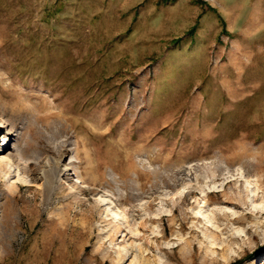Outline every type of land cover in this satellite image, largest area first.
I'll use <instances>...</instances> for the list:
<instances>
[{"label": "rangeland", "instance_id": "1", "mask_svg": "<svg viewBox=\"0 0 264 264\" xmlns=\"http://www.w3.org/2000/svg\"><path fill=\"white\" fill-rule=\"evenodd\" d=\"M18 150L0 264H264V0H0Z\"/></svg>", "mask_w": 264, "mask_h": 264}, {"label": "bare ground", "instance_id": "2", "mask_svg": "<svg viewBox=\"0 0 264 264\" xmlns=\"http://www.w3.org/2000/svg\"><path fill=\"white\" fill-rule=\"evenodd\" d=\"M8 157L5 158V160L7 159ZM14 159H18L20 162L18 163V166L19 164L21 163H24V167L25 168H28L30 165L27 164V160L24 156V151H21V150H18L17 154L15 155H12L11 157V160L10 158L7 159L8 162L4 161V160H0V172L1 170H8L9 171V162L13 161ZM15 161V160H14ZM12 164V163H11ZM217 169H222L223 166L221 164H217L216 165ZM224 169V168H223ZM221 171V170H220ZM222 172V171H221ZM41 176H42V179H43V184H44V189H45V192H46V195L48 196L47 198H49L50 194L52 193V191L55 189L56 187V181L57 179L59 178V172L57 171V165H56V162L55 160L52 158V157H48L45 162L43 163V168H42V173H41ZM218 177V175L216 174H213L212 178L213 180L216 179ZM80 178H82V176H80ZM196 179L197 180H200L201 179V176L200 175H196ZM82 183H84V181H82ZM188 194H195L197 192V189L195 187H191V189L187 190L186 191ZM186 194H183V193H180V200L182 201H185L186 199ZM214 193V192H213ZM212 193V194H213ZM179 195V194H178ZM205 196H210L208 193L205 194ZM251 196L250 194V191H249V188L248 186H246L243 190V195L239 198V200L243 203V204H248V199L249 197ZM255 196V195H254ZM206 197V198H207ZM153 205H147L144 207V209L146 208H149ZM143 210V209H142ZM141 210V211H142ZM144 211V210H143ZM144 214V213H143ZM161 214V213H160ZM146 215V214H144ZM197 217V216H196ZM200 217V216H198ZM112 218L114 219V222H118V220L120 219V217L117 215V214H114L112 215ZM159 218H163V217H159ZM153 220V219H152ZM120 221V220H119ZM128 221V220H127ZM146 221V220H145ZM150 221H151V218H150ZM126 225V224H125ZM204 225L206 227H209V224L208 223H204ZM125 227V226H124ZM116 230L117 231H120L121 229L119 228V225H117L116 227ZM129 233H133V231L131 229H129L128 231V234ZM135 234V233H134ZM133 235V234H132ZM116 234L113 235V238L115 237L116 238Z\"/></svg>", "mask_w": 264, "mask_h": 264}, {"label": "trees", "instance_id": "3", "mask_svg": "<svg viewBox=\"0 0 264 264\" xmlns=\"http://www.w3.org/2000/svg\"><path fill=\"white\" fill-rule=\"evenodd\" d=\"M233 264H236V263H233Z\"/></svg>", "mask_w": 264, "mask_h": 264}]
</instances>
